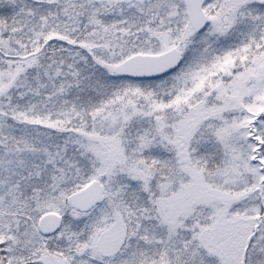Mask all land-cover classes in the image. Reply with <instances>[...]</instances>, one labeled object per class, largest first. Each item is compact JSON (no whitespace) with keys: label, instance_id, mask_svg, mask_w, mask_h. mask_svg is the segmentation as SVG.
<instances>
[{"label":"snow or ice","instance_id":"obj_1","mask_svg":"<svg viewBox=\"0 0 264 264\" xmlns=\"http://www.w3.org/2000/svg\"><path fill=\"white\" fill-rule=\"evenodd\" d=\"M0 264H264V0H0Z\"/></svg>","mask_w":264,"mask_h":264}]
</instances>
